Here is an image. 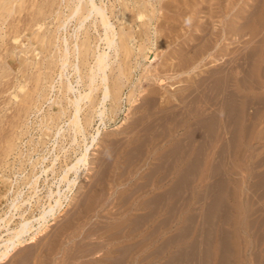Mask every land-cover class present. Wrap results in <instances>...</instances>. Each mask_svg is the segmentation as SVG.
<instances>
[{"label":"rangeland","instance_id":"1","mask_svg":"<svg viewBox=\"0 0 264 264\" xmlns=\"http://www.w3.org/2000/svg\"><path fill=\"white\" fill-rule=\"evenodd\" d=\"M66 1L0 0V219L39 216L51 191L64 205L0 264H264V0H96L127 48L107 51L110 86L122 75L123 86L90 126L100 89L83 104L85 138L67 127L70 106L67 124L48 121L66 106L47 46ZM91 23L73 20L69 41L78 31L102 52ZM85 144L70 191L75 174L60 180Z\"/></svg>","mask_w":264,"mask_h":264},{"label":"bare ground","instance_id":"2","mask_svg":"<svg viewBox=\"0 0 264 264\" xmlns=\"http://www.w3.org/2000/svg\"><path fill=\"white\" fill-rule=\"evenodd\" d=\"M63 1H66V0H63ZM100 1H101L100 4H102L104 2V1L102 2V0H100ZM66 2L67 3L64 4V7L61 6V7H63L61 9L63 11L62 12L63 18L61 17L63 20L61 22V25L56 28V29H58V31H57V33H55L56 36L54 39L57 38V41H55V40H54V42L48 41V45H47L49 48L52 47L53 49L55 48L57 50L56 51L57 55L55 54V57H53V59H51L50 62L58 68L59 73H60V77L66 78L65 81L62 80L63 81L62 85L59 88V92L61 94L59 99L66 102V106H63V105L61 106L60 101H56L54 103V105H52V107L55 111V115L53 117H49L48 121H49L50 125H53L55 122H57L56 125H58V124L60 125V123H66V122H62V121H63V118L65 116V113H66L68 106H70V108L72 109V111L74 113H72L73 119H71V118L69 119L67 127L70 128V130L73 132V134L76 137L79 135L80 136L83 135V137L85 138L84 133H85L86 128H85V126L82 122L83 120L81 118V113L83 111L82 110L83 104H87V102H88V103H90L91 106L94 105L93 103L96 102L95 99L97 98V95L95 96L96 97L95 98L94 94L96 93V91H99V89H100V91H101L100 93H102V98L99 100V104H98L99 109H96L95 112L93 113L94 115L92 114L93 116L91 115L90 118L86 119V116H84L86 123L88 125L89 124L91 125V121L93 120L92 118H96L98 116V117L103 119L106 117V111L108 110L106 106H108L107 105L108 102H111V103L115 102V104H116L117 100H116V97H114V94H115V92L119 91L123 86L122 85V79L120 78L123 75L116 77L117 78V80L115 79L116 83L114 82L115 84L112 86L113 88H111L108 70H111V68H112L111 65L114 64V63H112V57L114 55L118 57L119 52L121 50H123V49L125 50L127 48V47L124 48L126 45L122 46V45H124L122 42L124 41V38L126 37V35L124 36V32L120 26H119V28H120L119 32L116 31V29L114 27L115 25L112 24L110 21V18H109L110 16L107 13V9H105V7H103V6H105L104 3H103V6L102 5L99 6L96 3V0H68ZM118 3H120V2H118ZM143 5H145V4H143ZM59 6H60V4H59ZM145 6H143L144 10H145ZM65 9H67L66 14H65ZM70 13H71V16L69 15ZM147 14H149V13H147ZM116 18H117V16H116ZM73 20H76L75 27L77 30L82 29V27L84 28L85 23L89 20H92V23H93V24L91 23L92 25L98 23L99 27H102V29L104 30V33H103L104 39H101L100 37L99 38L101 39L100 41H103L105 43L106 48L105 49L103 48L104 50L101 49L102 52H100L98 50L99 51L98 53H96V52L93 53L92 46H91L90 39H89L90 37H87L85 40H82L80 42L79 41L80 39L78 40V38H77V37H79L78 31H76L77 32L76 34L74 32L75 41L72 40L73 36H71L72 41H69V39H70L69 33L70 32L68 29H69V27H71L70 24H71V22H73ZM142 23H143V21H142ZM120 25L122 26L121 23H120ZM95 26H98V25H95ZM95 26H94V29H95ZM99 27H97V28H99ZM85 28H86V26H85ZM70 30H71V28H70ZM80 31H79V33H80ZM88 32L89 31H87V33ZM85 35H88V34H85ZM228 36H230V35H228ZM80 37H81V35H80ZM76 40H78V41H76ZM118 40H120V42H119L120 44L118 43ZM97 42H99V41H97ZM125 44H126V42H125ZM130 49H131V47H130ZM108 50H113L114 55L111 56V54L109 52H107ZM125 53H127V52H125ZM91 54L93 55V57H94L93 59L95 60L94 66L88 65L89 64V58H90ZM39 55H40V53H39ZM71 59H73V61H71ZM87 65L89 67L88 68L89 72L87 74H85V76H83L82 75L83 72L81 74L80 73L81 71L79 68H80V66L82 68V67H85ZM67 67L68 68L71 67L72 71L74 72L73 75H76L75 83H76L77 87L74 86V84H73L74 81L71 82L69 80L68 73H67ZM120 68H121V66H119V73H118L119 75L123 74L121 72ZM192 69H193V67H192ZM112 71H114V70H112ZM58 76H59V74H58ZM150 77H152V76L150 75ZM83 80H85V83H86L85 85L87 88H81L82 87L81 83ZM53 84L54 83H50L51 88H53ZM114 87H117V89H119V90L114 91ZM113 91H114V94H113ZM90 105H88V106H90ZM98 105L96 107H98ZM84 107H86V106H84ZM51 114H52V112H51ZM74 141H76V139ZM96 141H97V136L93 135L91 145L96 144ZM88 161H89V147L85 144L84 151H82L80 153V156L76 159V161L74 163H72V165H69L66 167L64 175L62 176V179L60 180V182H62V181L64 182L65 180H67V176H69L68 175L69 173L75 174V178L74 179L72 178L73 180H67V183H66V186L68 184L67 189H69L71 191L72 187L75 186V184L78 183L79 180L81 179V176H82L81 169H82V167H85L86 164L89 163ZM69 179H70V176H69ZM55 193L52 191L49 193L48 197L50 198L51 203H49V205L47 207L45 206L42 208L39 216L32 217L29 219H24V221L21 222V224L18 225L16 228L10 227L11 223L13 222V218H14V215L12 213H9L10 211L8 212L9 214L7 213L3 218L0 219V231L2 229H4L6 232V234L0 233V263L9 260L11 258V256L20 247H22L26 244L36 243L38 241L41 233L47 227H49L50 221L55 220L56 217H58V215L61 214V211H62L64 205L61 202V199L58 198L60 194L58 193V197L55 198V196H54ZM70 197L71 196H69V197L67 196L65 198V199H68L67 200L68 203H70V200L72 199ZM15 203L12 202L11 207L16 208L17 206L15 205ZM68 205H70V204H68ZM18 208L19 207H17L16 210H18ZM53 211H54V213H53ZM34 222L38 223L37 227L34 224Z\"/></svg>","mask_w":264,"mask_h":264}]
</instances>
